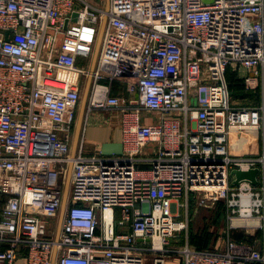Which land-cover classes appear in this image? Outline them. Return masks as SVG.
I'll return each mask as SVG.
<instances>
[{"label": "built area", "instance_id": "built-area-1", "mask_svg": "<svg viewBox=\"0 0 264 264\" xmlns=\"http://www.w3.org/2000/svg\"><path fill=\"white\" fill-rule=\"evenodd\" d=\"M230 68L254 102L233 100ZM85 92L86 115L118 112L123 154L89 152L84 122L73 149ZM251 132L260 152H231ZM255 167L258 184L232 185ZM218 200L222 248L167 246L181 209ZM237 219L262 238L236 241ZM148 250L264 264V0H0V264H145Z\"/></svg>", "mask_w": 264, "mask_h": 264}, {"label": "rangeland", "instance_id": "rangeland-1", "mask_svg": "<svg viewBox=\"0 0 264 264\" xmlns=\"http://www.w3.org/2000/svg\"><path fill=\"white\" fill-rule=\"evenodd\" d=\"M94 4L98 6H104L107 5L108 0H91ZM231 69V68H230ZM232 70V69H231ZM238 75V73H237ZM71 77L75 78L73 75H70ZM239 79L240 76L238 75ZM241 80V79H240ZM225 81L227 83V88L228 90H233L231 89V83L228 81L227 76L225 77ZM85 86V85H84ZM87 87V84H86ZM234 91L236 92V88L234 87ZM248 95V96H247ZM83 98L81 101V106L78 109L79 111V116L80 112L84 111L86 113V101H87V94L83 93ZM245 97V98H243ZM243 98V99H242ZM257 98L250 96L249 94H234L233 95V100L234 101H241V102H254ZM100 109H96L93 114H96L95 112L99 111ZM102 112V111H101ZM79 119V118H78ZM79 121V120H78ZM237 139L236 136L234 135L232 138V143H231V152L233 153H242L245 150H252L251 146L246 145L245 148H239L236 145ZM253 151V150H252ZM259 176L261 178V173H259ZM181 220H184L187 223V228L185 231H183L181 234H179L177 239V243H174L171 245V249L174 248H179L181 245L182 240L184 241L186 238L189 239L190 233L195 236V238L199 239L198 242H201L205 248H214V249H220L224 246L225 244V239H226V232L228 230V220L226 218V212H225V203L223 200H218L216 204H214L211 207L204 206L201 204H195L192 203L188 209L186 208L181 209ZM52 220H56L57 223L59 222V219L57 218H52ZM233 227L231 228V231H239V232H247V228L254 226L256 228V235L258 234V238H262V230L260 227L259 222L255 220H243V219H237L232 223ZM251 231V230H250ZM188 236V237H187ZM201 240V241H200ZM194 246L198 247L199 244L197 243L194 244ZM170 247V246H169ZM174 247V248H172ZM203 248V247H202ZM148 252H152L151 250H148L146 252V263H148ZM170 254H178L179 252H169ZM154 256V255H153ZM153 256H152V261L153 262Z\"/></svg>", "mask_w": 264, "mask_h": 264}, {"label": "crops", "instance_id": "crops-1", "mask_svg": "<svg viewBox=\"0 0 264 264\" xmlns=\"http://www.w3.org/2000/svg\"><path fill=\"white\" fill-rule=\"evenodd\" d=\"M113 92L117 94H125L124 89L121 86L120 82H117L114 85ZM94 111L95 110L91 111L90 114L88 115H86L85 112L83 111V121L80 126L77 124L78 126L76 128V136L73 142V149L76 148L77 138L80 135L83 122L85 124L84 132H85V139L88 144L87 149L89 152H97L101 150V146L104 142H108V141L119 142L123 140L122 128L117 124V122H115L118 116V112H116L115 110H111V109H100L99 111L95 112L96 114H93ZM250 230L251 232L247 234L256 235V228H252ZM145 241L147 240H143L142 238H139L138 240V242L141 245L148 246L149 244H147V242ZM184 241L182 240L181 244H183ZM174 243H177L176 237L171 238L167 246L171 247V245H173ZM153 255H154L153 252H148V263L147 264H153L151 263ZM21 263H22V260H18L17 264H21ZM165 264H183L181 255L167 253Z\"/></svg>", "mask_w": 264, "mask_h": 264}, {"label": "trees", "instance_id": "trees-1", "mask_svg": "<svg viewBox=\"0 0 264 264\" xmlns=\"http://www.w3.org/2000/svg\"><path fill=\"white\" fill-rule=\"evenodd\" d=\"M226 76L228 78V81L231 83V89H233V90H231L232 96L234 94L236 95V94H242V93H244L245 95L249 94L250 96H253V94H251L248 90L245 89L242 81L239 79V77L237 75V71H235L233 69L232 70L228 69ZM234 87L236 88V92L234 91ZM243 98H245V97H243ZM244 103H247V102H244ZM236 139H237L236 145L239 148H241V149L245 148L246 145L248 144V146H251V148L253 150V151L250 150L252 153L260 152L261 143L259 140H257V133H255V132L249 133V138H247V139L237 138V137H236ZM245 151H247V150H245ZM244 233L245 232H239L237 230H235V231L233 230L231 235L236 241H244V242H253L256 238H258V234L257 235H250V234H247V233L244 234ZM188 240H189V243L191 245H193V243L197 245V243H198L199 244V246L197 245L198 247L193 245L194 247H196L198 249H214L211 247L210 248L204 247L208 244V242L206 245L202 246L203 245L201 243L202 241L200 240L201 242H198L199 239L195 238V236H193L192 233H190Z\"/></svg>", "mask_w": 264, "mask_h": 264}, {"label": "water", "instance_id": "water-1", "mask_svg": "<svg viewBox=\"0 0 264 264\" xmlns=\"http://www.w3.org/2000/svg\"><path fill=\"white\" fill-rule=\"evenodd\" d=\"M77 13H74L72 16V19H76ZM68 23V19L66 20V25ZM8 34V32H7ZM87 94V93H86ZM78 125L80 126L83 121V111L81 112L79 119H78ZM79 133V132H78ZM101 152L106 155H112V154H118L121 155L124 153V144L122 141L114 142V141H108L104 142L101 146ZM258 173L259 168H251L249 170H242L235 168L231 171V175L234 177L232 181V185H238L242 181H249L252 184H258ZM65 206V204H64ZM149 240V238H147Z\"/></svg>", "mask_w": 264, "mask_h": 264}, {"label": "bare ground", "instance_id": "bare-ground-1", "mask_svg": "<svg viewBox=\"0 0 264 264\" xmlns=\"http://www.w3.org/2000/svg\"><path fill=\"white\" fill-rule=\"evenodd\" d=\"M68 184H69V182H68ZM68 184H67V186H68ZM156 243L159 244V243H160V240L157 239V240H156Z\"/></svg>", "mask_w": 264, "mask_h": 264}]
</instances>
